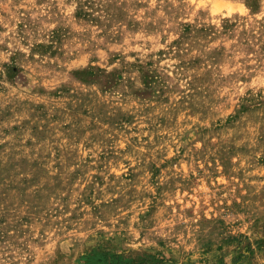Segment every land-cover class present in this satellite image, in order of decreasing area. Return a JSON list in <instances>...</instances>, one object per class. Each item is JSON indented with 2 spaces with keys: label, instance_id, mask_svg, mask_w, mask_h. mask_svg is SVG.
<instances>
[{
  "label": "rangeland",
  "instance_id": "1",
  "mask_svg": "<svg viewBox=\"0 0 264 264\" xmlns=\"http://www.w3.org/2000/svg\"><path fill=\"white\" fill-rule=\"evenodd\" d=\"M0 264H264V0H0Z\"/></svg>",
  "mask_w": 264,
  "mask_h": 264
}]
</instances>
